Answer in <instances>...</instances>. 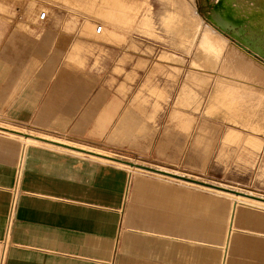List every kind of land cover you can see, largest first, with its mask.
<instances>
[{
	"label": "crops",
	"instance_id": "crops-1",
	"mask_svg": "<svg viewBox=\"0 0 264 264\" xmlns=\"http://www.w3.org/2000/svg\"><path fill=\"white\" fill-rule=\"evenodd\" d=\"M125 8L116 1L117 26ZM17 13L0 23V120L9 122L0 124V264H264V226L248 228L264 221V198L240 192L218 203L200 188L211 184L104 160L143 127L129 109L116 128V49L89 28L80 38L48 17L34 22L31 7ZM94 46L110 55L99 67L85 53ZM240 140L236 130L226 138Z\"/></svg>",
	"mask_w": 264,
	"mask_h": 264
},
{
	"label": "rangeland",
	"instance_id": "rangeland-1",
	"mask_svg": "<svg viewBox=\"0 0 264 264\" xmlns=\"http://www.w3.org/2000/svg\"><path fill=\"white\" fill-rule=\"evenodd\" d=\"M116 1H122L126 7L124 9L126 18L122 19L119 26L116 25ZM133 2L135 9H129V4L132 5ZM72 3L73 5L67 0H0V23L7 17H17V9L28 6L33 11L34 22H38L40 14L46 12L49 21H53L55 27L61 31L75 34L80 38H89L85 35L86 28H89L94 42L96 40L116 49V53H113L116 55V68L113 72L116 75V102L121 105L116 114V128L120 118L129 109L142 117L143 127L130 140H116V154L101 153L154 170L264 198V131L261 132L259 127L251 131L240 127L239 124L230 122L223 112L208 114L210 98L217 85L224 88L232 84L240 87L248 86L249 94L255 93V95L238 99L236 103H239L243 110L239 111L242 113L233 115L236 116L238 123H244L245 118L255 114L252 117L255 125L264 129V98L260 97V93H256V91L264 93V83L249 82L234 76L230 69L223 68L225 57L221 61L207 59L198 47L201 30L203 31L207 25L220 27L214 22L212 13L214 9L226 11L223 1L72 0ZM236 6L239 8V12L236 11L238 17H231L240 21L241 26L230 27L225 32L220 30L221 27L215 28L228 39L229 45L234 44L248 52L244 54L264 71V26H262L264 6L260 0H244ZM101 7L104 8L100 9ZM188 8L192 19L190 23L196 26L200 24L201 29L198 31L200 33L197 30L187 31L189 34L185 31L183 38L182 30L180 36L172 37L167 34L161 18L167 12L182 13ZM71 20L75 21V27L68 30L66 24ZM144 20L145 24H143ZM97 26L104 27L101 34H96ZM107 29L116 33L115 42L112 39H105ZM76 48L84 49L80 45ZM85 53L87 56L96 57L98 67L102 59L110 56L109 52L97 46ZM77 58L75 57L80 61ZM195 61L202 66H195ZM185 91L190 95L184 97ZM145 99L148 101L145 102ZM1 123L6 125L9 122L0 120ZM10 129L14 128L10 127ZM233 130L239 131L241 135L239 145L226 142L228 134ZM247 138L257 139L261 147L248 145L244 141ZM150 140L152 144L150 147L147 146L146 150V144H149ZM87 149L89 148L85 150ZM136 171L139 170L133 169V172ZM187 185L192 186V184ZM168 187L170 192L174 190L170 185ZM200 188L211 190L205 188L203 184ZM175 190L210 193L207 190L184 186ZM211 191L218 193H214L218 203H224L223 194L228 195V193L214 187ZM229 196L235 200L240 199L231 194ZM256 224L264 226V221L250 224L248 228L256 230L254 227ZM223 229L224 227H217L216 233H223Z\"/></svg>",
	"mask_w": 264,
	"mask_h": 264
},
{
	"label": "bare ground",
	"instance_id": "bare-ground-1",
	"mask_svg": "<svg viewBox=\"0 0 264 264\" xmlns=\"http://www.w3.org/2000/svg\"><path fill=\"white\" fill-rule=\"evenodd\" d=\"M223 1V4L226 6V11L225 12H222L218 9H214L213 10V20L214 22L220 26L222 29H220V27H217L219 28L221 31L223 30V32H225L227 29H229L230 27H240L241 23L240 21H236L234 18H232L231 16H237L236 15V11L239 12V10L235 9V8H232L230 6L231 2L233 0H222ZM246 1H249V0H246ZM264 6V0H260ZM179 3V1H178ZM181 4V3H179ZM251 4V3H250ZM182 5V4H181ZM238 5V4H237ZM244 5V4H243ZM183 7V5H182ZM188 7V6H187ZM236 7V6H235ZM244 7V6H242ZM192 9V8H191ZM244 9V8H243ZM189 8L187 10H185L184 12L182 13H175V12H167L161 19V23H162V26L164 28V30L166 31L167 34L171 35L172 37L173 36H176V35H181L180 34V31H184L183 34L181 35L182 38L185 34V31L189 32L190 30L191 31H200V24L197 26L195 24H192L190 23V15H189ZM181 11V10H180ZM254 11V10H253ZM191 13V12H190ZM249 15V14H248ZM247 15V16H248ZM192 17V16H191ZM238 17V16H237ZM262 17L264 18V14H262ZM192 20V19H191ZM196 22V21H195ZM195 25V26H193ZM264 26V20H263V25ZM99 26L96 27V34H97V29H98ZM215 27L211 26V25H207L205 27V29L202 31L201 30V35L199 37V42H198V47L201 51V53L207 58V59H215L216 61L220 60L225 57V64L223 66V68H227V69H230L234 76L236 77H239V78H244V80H247V81H251V82H260V83H264V71L260 68H258L259 65H257L255 63V61L253 62L250 58H248L245 54H244V49L241 48V47H237V46H234L233 45H229V41L226 37L223 36V34L217 30ZM103 30H104V27L102 26ZM102 30V32H103ZM187 32V33H188ZM165 33V34H166ZM200 33V32H198ZM189 34V33H188ZM194 34V33H193ZM196 35V34H195ZM194 35V36H195ZM198 37V34L197 36ZM189 38V36H188ZM192 39V38H191ZM190 39V40H191ZM195 39V38H194ZM186 40V39H185ZM189 40V39H188ZM189 40V41H190ZM194 41V40H193ZM233 42V41H232ZM184 43V42H183ZM193 43V42H192ZM192 43L190 45H192ZM189 44V43H188ZM236 45V44H235ZM196 46V45H195ZM194 46V47H195ZM193 47V48H194ZM191 48V47H190ZM227 51V52H226ZM226 53V55H225ZM246 53V52H245ZM248 53V52H247ZM246 53V54H247ZM208 61V60H207ZM206 61V62H207ZM210 61V60H209ZM257 61V60H256ZM185 62V61H184ZM196 62V61H195ZM212 62V61H211ZM261 62V61H260ZM222 63V62H221ZM220 63V64H221ZM263 64V63H262ZM195 66L197 67H200L202 65L198 64L197 62L194 63ZM217 65V64H216ZM261 66V65H260ZM204 68V67H203ZM202 69V68H201ZM226 69V70H227ZM216 72V71H215ZM224 74V73H223ZM215 76V75H214ZM220 76V75H219ZM220 79V78H219ZM218 81V80H217ZM221 81V80H220ZM223 82H226V81H223ZM237 82V81H236ZM217 83V82H216ZM219 83V82H218ZM227 83V82H226ZM229 84V83H228ZM217 85V84H216ZM223 85V84H222ZM225 86V85H223ZM248 86L246 87H240L239 85H233L232 86H229L227 88H224L222 87L221 85H217L216 86V90L214 91V93L211 95V98H210V104L208 106V114H216V113H224L226 115V118L228 120H230V122H233L234 124H239L240 127H243L249 131H251V129H258V127L261 129V132L264 131V129H262L260 126H256L254 121H253V116L255 114H253V116L251 115V117H247L245 118V121L244 123H238L237 119H236V116L233 115V114H236L238 113L239 111L243 110L240 108L239 106V103H236V101L242 97H253L255 95V93H253L252 95L249 94V90H248ZM251 89V87H250ZM253 89V88H252ZM252 91V90H251ZM256 93H260L262 98H264V93H261V92H257ZM258 96V97H259ZM228 98H231V99H228ZM244 99V98H243ZM259 100V99H258ZM262 100V99H261ZM263 101V100H262ZM241 102V101H239ZM261 103V102H259ZM258 103V104H259ZM243 105V104H241ZM252 105V104H251ZM260 105V104H259ZM238 106L240 108V110L238 109ZM247 106V105H246ZM255 106V105H254ZM248 108V107H247ZM252 108V107H251ZM257 108V107H256ZM251 111V110H250ZM257 111V110H256ZM220 113V114H221ZM242 113V112H239V114ZM253 113V111H252ZM206 114V113H205ZM248 115V114H247ZM250 115V114H249ZM248 115V116H249ZM208 117V116H207ZM5 129V128H4ZM16 131V130H15ZM7 132V131H6ZM11 132V131H9ZM250 134V133H249ZM263 134V133H262ZM14 136V135H13ZM23 136V135H22ZM32 138V137H30ZM36 138V137H35ZM33 140V139H32ZM37 142V141H36ZM253 143L255 146L257 144V141L255 139H251L250 140V143ZM39 143V141L37 142ZM41 143V142H40ZM41 144H44V143H41ZM97 154V153H96ZM95 156V155H94ZM102 157H105V159H112L114 160L115 162H117V160L121 161L122 159L116 157V160H115V157L113 156H109V155H104L102 154L101 155ZM101 158V157H100ZM112 161V162H114ZM108 162V161H106ZM118 163V162H117ZM120 163V162H119ZM121 164V163H120ZM125 163H123L124 165ZM133 166H137V167H140V168H145V169H148L146 168L145 166H138V165H134L132 164ZM152 171H157V170H154V169H150ZM158 172V171H157ZM187 180V179H185ZM188 181H191V180H188ZM215 188V189H219V190H223L224 192L231 194V195H234L236 197H239V196H243L242 193L240 192H237V191H233L230 190V189H227V188H223V187H217L215 185H212L211 186V190L212 188ZM217 191V190H216ZM222 191V193H224ZM218 192V191H217ZM225 194V193H224ZM238 195V196H237ZM257 203V202H256ZM258 204V203H257Z\"/></svg>",
	"mask_w": 264,
	"mask_h": 264
},
{
	"label": "built area",
	"instance_id": "built-area-1",
	"mask_svg": "<svg viewBox=\"0 0 264 264\" xmlns=\"http://www.w3.org/2000/svg\"><path fill=\"white\" fill-rule=\"evenodd\" d=\"M47 17V13L46 12H43L40 14L39 18L40 20H45V18ZM102 26H99L98 29H97V34H101L102 33Z\"/></svg>",
	"mask_w": 264,
	"mask_h": 264
},
{
	"label": "flooded vegetation",
	"instance_id": "flooded-vegetation-1",
	"mask_svg": "<svg viewBox=\"0 0 264 264\" xmlns=\"http://www.w3.org/2000/svg\"><path fill=\"white\" fill-rule=\"evenodd\" d=\"M242 1H244V0H233L232 2H231V7L232 8H235V9H239L238 8V6H236V4H239V3H241ZM246 1V0H245ZM236 6V7H235Z\"/></svg>",
	"mask_w": 264,
	"mask_h": 264
}]
</instances>
